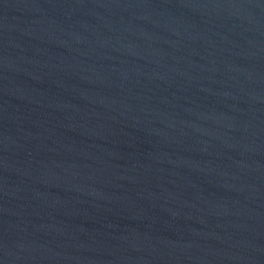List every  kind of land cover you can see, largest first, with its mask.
I'll list each match as a JSON object with an SVG mask.
<instances>
[{
	"label": "water",
	"instance_id": "95a60500",
	"mask_svg": "<svg viewBox=\"0 0 264 264\" xmlns=\"http://www.w3.org/2000/svg\"><path fill=\"white\" fill-rule=\"evenodd\" d=\"M0 264H264V0H0Z\"/></svg>",
	"mask_w": 264,
	"mask_h": 264
}]
</instances>
